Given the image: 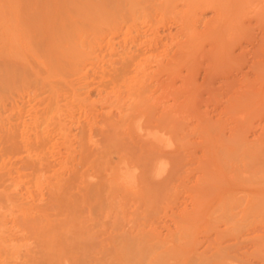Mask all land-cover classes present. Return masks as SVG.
<instances>
[{
    "label": "rangeland",
    "instance_id": "374dc122",
    "mask_svg": "<svg viewBox=\"0 0 264 264\" xmlns=\"http://www.w3.org/2000/svg\"><path fill=\"white\" fill-rule=\"evenodd\" d=\"M232 1L207 39L189 0H0V264H264V0Z\"/></svg>",
    "mask_w": 264,
    "mask_h": 264
},
{
    "label": "bare ground",
    "instance_id": "6f19581e",
    "mask_svg": "<svg viewBox=\"0 0 264 264\" xmlns=\"http://www.w3.org/2000/svg\"><path fill=\"white\" fill-rule=\"evenodd\" d=\"M168 1H169V0H168ZM189 1H190V3H188V4L190 5V7H194L195 10L198 9L199 7H200L201 9H202V8H203V9H207V8L209 9V8H210V11H211V9H213L214 12L217 14V15H215L216 17L213 16L212 19H210L211 17H210L209 19L206 18L207 20H211V21H213V22L209 21V22H207V23H205V24L203 23V24L206 26L207 30H206V29H204V31H202L203 29L201 30L203 24H201V25H202L201 28H200L201 31L197 28L200 32H203V34H204V32L209 33L208 30H210V31H211V30H217V32H218L219 30L217 29V27H219V26L222 24V22H223L222 20H223L224 13H227L228 16H229V13L232 12V11H228V12H226V10H230V8L235 7V5H236V4L230 2V1H232V0H230L229 2H230L233 6H231L229 2H227V3L225 4L226 0H225V2H224V0H221L223 3H221L220 0H189ZM218 1H219V2H218ZM233 1H235V0H233ZM233 1H232V2H233ZM253 1H254V0H253ZM255 1H256V0H255ZM177 2L179 3V1H177ZM239 2H240V3H239ZM239 2L236 1V3H238V5L242 4V0H240ZM248 2H249V4H250V2L252 3V1H250V0H249V1L246 0V3H248ZM90 3H91V2H90ZM140 3H141V2H140ZM171 3H172V2H171ZM180 3H181V2H180ZM260 3H261V2H260ZM263 3H264V1H263ZM73 4H74V3H73ZM93 4H94V3H93ZM93 4H91V6H92ZM183 4H184V3H183ZM183 4H181V5L183 6ZM222 4H224L227 8H226L224 5H222ZM228 4H229V8H228ZM242 5H243V4H242ZM94 6H95V5H94ZM94 6H92V7H94ZM171 6H172V4H171ZM171 6H170V7H171ZM184 6H185V4H184ZM223 6H224V7H223ZM172 7H174V4H173ZM179 7H181V6H179ZM185 7H186V6H185ZM185 7H183V9L181 8L182 11L184 10ZM258 7H259V6H258ZM188 8H189V6H188ZM225 8H226V10H225ZM237 8H238V7H237ZM94 9H95V8H94ZM94 9H93V10H94ZM171 9H173V8H171ZM175 9H176V7H175ZM177 9H178V8H177ZM186 9H187V8H186ZM240 9H241V8H240ZM70 10H72V9L70 8ZM114 10H115V9H114ZM173 10H174V9H173ZM190 10H191V8H190ZM193 10H194V9H193ZM231 10H232V9H231ZM236 10H237V9H236ZM257 10L260 11L259 8H257ZM257 10H252V11H255L254 13H256V16L259 15V14H257L258 12H256ZM161 11H162V9H161ZM163 11H165V10H163ZM180 11H181V10H180ZM180 11H178V12H180ZM182 11L180 12V14H178V13H176V11L174 10V12H175L176 14L180 15V17H182L181 15H184V13H185V14L187 13V12H184V11H185V10H184V11H183V14H182ZM199 11H200V10H199ZM199 11H198V12H199ZM203 11H204V10H203ZM234 11H235V10H234ZM171 12H173V11H171ZM174 12H173V13H174ZM192 12H193V11H192ZM196 12H197V11H196ZM198 12H197V13H198ZM212 12H213V11H212ZM246 12H247V11H246ZM10 13H11V12H10ZM200 13H201V12H199L198 14H200ZM202 13H203V12H202ZM259 13H260V12H259ZM11 14H12V13H11ZM11 14H9V15H11ZM161 14H163V12H162ZM165 14H166V13H165ZM165 14H163V15H165ZM188 14H189V13H188ZM190 14H191V13H190ZM190 14H189V15H190ZM192 14H193V13H192ZM227 14H225V16H224V21H225L226 19L228 20ZM262 14H263V13H262ZM71 15H72V14H71ZM169 15H170V14H169ZM171 15H172V14H171ZM178 15H172V16H174V18H175V16L177 17ZM186 15H187V14H186ZM189 15H188V16H189ZM201 15H202V14H201ZM231 15H232V14H231ZM231 15H230V16H231ZM263 15H264V14H263ZM12 16H13V14H12ZM124 16H125V15H124ZM167 16H168V14H167ZM188 16H185L186 18H185V20L183 21V22H184V25H185V23H186V19H187ZM191 16H192V15H191ZM191 16H190L189 18H191ZM203 16H204V15H203ZM256 16H255V17H256ZM1 17H4V16L1 15ZM10 17H11V16H10ZM61 17H62V16H61ZM63 17H64V16H63ZM145 17H146V16H144V18H145ZM195 17H196V16H195ZM214 17L216 18V20H213ZM225 17H226V18H225ZM258 17H259V16H258ZM258 17H257V18H258ZM69 18H70V17H69ZM163 18H164V17H163ZM183 18H184V16H183ZM196 18H197V17H196ZM251 18H252V17H251ZM262 18H263V17H262ZM152 19H153V18H152ZM175 19H176V18H175ZM180 19H182V18H180ZM199 19H200V18H198V20H199ZM229 19H230V18H229ZM248 19H249V18H248ZM258 19H259V18H258ZM12 20H14V19H12ZM44 20H45V19H44ZM65 20H66V18H65ZM149 20H150V19H149ZM149 20H148V21H149ZM189 20H190V19H189ZM189 20H187V21H189ZM196 20H197V19H196ZM198 20H197L196 22L199 23ZM202 20H203V19H202ZM241 20H242V19H241ZM66 21H67V20H66ZM72 21H73V20H72ZM151 21H152V20H151ZM159 21H162V19L159 20ZM174 21H175V20H174ZM179 21H180V20H179ZM181 21H182V20H181ZM192 21H195V20H192ZM203 21H205V20H203ZM244 21H245V20H244ZM260 21H261V18H260ZM8 22H9V21H8ZM62 22H63V21H62ZM67 22H68V21H67ZM152 22H154V21H152ZM162 22H163V21H162ZM190 22H191V21H189L188 24H190ZM200 22H201V21H200ZM205 22H206V21H205ZM229 22H230V21H229ZM13 23H14V22H13ZM13 23H12V25H13ZM70 23H71V22H70ZM156 23H158V22H156ZM156 23H154V24H156ZM193 23H194V22H193ZM261 23L263 24L264 21H262ZM1 24H2V22H1ZM10 24H11V22H10ZM178 24H179V23H178ZM181 24H182V22H181ZM191 24H192V22H191ZM225 24H226L225 26H228V25H227L228 23L225 22ZM58 25H59V24H58ZM192 25H195V24H192ZM192 25H191V26H192ZM234 25H235V24H234ZM236 25H237V24H236ZM36 26H37V25H36ZM66 26L68 27V26H69V23H68V25H66ZM156 26H157V25H156ZM179 26H180V24H179ZM12 27H13V26H12ZM39 27H40V26H39ZM41 27H43V26H41ZM41 27H40V28H41ZM73 27H74V26H73ZM195 27H196V26H195ZM223 27H224V26H223ZM238 27H239V26H238ZM50 28H51V27H50ZM59 28H60V27H59ZM180 28L183 29V31L186 30V29L184 30V27H182V25L180 26ZM240 28H241V27H240ZM5 29H6V28H5ZM60 29H61V28H60ZM67 29H69V28H67ZM154 29H155V28H154ZM192 29H193V30H192L193 34H191V35H192V37L194 38V35H195V34L197 35L198 31H197V29L194 28V27H192ZM221 29H222V28H221ZM224 29H225V28H224ZM226 29H227V27H226ZM234 29L236 30L237 27H234ZM243 29H244V28H243ZM246 29H247V28H246ZM9 30H10V29H9ZM44 30H45V29H44ZM50 30H51V29H50ZM205 30H206V31H205ZM34 31H35V30H34ZM45 31H46V30H45ZM52 31H55V30H51V32H52ZM67 31L69 32V30H67ZM180 31H181V30H180ZM183 31H181L182 34H183ZM186 31H187V30H186ZM186 31H185L184 34H186ZM188 31H189V29H188ZM188 31H187V34L189 33ZM226 31H227V30H226ZM226 31H225V32H226ZM237 31H238V30H237ZM6 32H7V31H6ZM64 32H65V31H64ZM190 32H191V31H190ZM192 32H191V33H192ZM194 32H197V33L194 34ZM200 32H199V33H200ZM225 32L223 31V33H225ZM12 33L14 34V32H12ZM40 33H41V32H40ZM69 33H70V32H69ZM71 33H72V32H71ZM157 33H158V32H157ZM176 33H177V32H176ZM215 33H216V32H215ZM226 33H227V32H226ZM226 33H225L224 35H226ZM235 33H236V32H235ZM7 34H8V33H7ZM178 34H179V33H178ZM184 34H183V37H184V38H187V40L185 39L187 42H186V41H185V42L183 41V42H182L183 44H181V45H184L185 43H188V44H189L188 41H190V39H192V42H194V40L196 41V40H198V39H201V38H199L200 36H198L199 34H198L197 36L195 35L196 38H195L194 40H193V38L191 37V35L188 34V36H190V39H189L188 36H187V34H186V35H184ZM238 34H239V33H238ZM238 34H237V35H238ZM176 35H177V34H176ZM204 35H205V34H204ZM207 35H209V34H207ZM207 35H205V36H207ZM220 35H221V33H220ZM228 35H229V34H228ZM245 35H246V32H245ZM61 36H62V35H61ZM186 36H187V37H186ZM217 36H218V35H217ZM217 36H216V37H211V38H217ZM222 36H223V35H222ZM226 36H227V35H226ZM226 36H225V37H226ZM66 37H67V36H66ZM177 37H178V36H177ZM181 37H182V36H181ZM197 37H198V38H197ZM10 38H11V36H10ZM12 38H13V37H12ZM12 38H11V39H12ZM178 38H179V37H178ZM205 38L208 39L209 37L207 36V37H205ZM211 38H209V39H211ZM220 38H221V37H220ZM222 38H223V37H222ZM141 39H142V38H141ZM207 39H206V41H207ZM228 39H229V38H228ZM4 40H5V39H4ZM13 40H15V39L13 38ZM64 40H65V39H64ZM174 40H175V37H174ZM180 40H181V39H180ZM221 40H222V39H221ZM198 41H199V40H198ZM198 41H197V43H198ZM216 41H218V40H216ZM216 41L214 40L213 43L215 44ZM226 41H227V38H226ZM3 42H4V41H3ZM13 42H15V41H13ZM201 42H202V41L200 40V43H198V44L200 45ZM207 42H208V41H207ZM15 43H16V42H15ZM176 43H177V42H176ZM180 43H181V42H180ZM190 43H191V42H190ZM197 43H196V44H197ZM223 43H224V42H223ZM228 43H229V42H228ZM228 43H227V44H228ZM231 43H232V42H231ZM18 44H19V43L17 42V45H18ZM174 44H175V43H174ZM178 44H179V41H178ZM188 44L184 45L185 48H186V47H189V45H190V47H189L190 49H192V47H193V49H195V48L198 49V48H197V47H198V44H197V45L194 44V45H196L195 48H194L193 45L191 46L192 43L189 44V45H188ZM227 44H226V45H227ZM19 45H20V44H19ZM28 45H29V44H28ZM175 45H176V44H175ZM210 45L213 46V44H210ZM224 45H225V44H224ZM173 46H174V45H173ZM215 46H216V45H215ZM177 47H179L178 49H180V48H181L180 44H179ZM177 47H176V48H177ZM210 47H211V46H210ZM217 47H218V46H217ZM185 48H184V49H185ZM202 48H203V47H202ZM205 48H206V47H205ZM220 48H222V50L220 49L221 51H224V49H223L224 47H223L222 41H221ZM173 49H174V48H173ZM187 49H188V48H187ZM193 49H192V50H193ZM218 49H219V48H218ZM233 49H234V48H233ZM19 50H20V49H19ZM80 50H81V48H80ZM145 50H146V49H145ZM181 50H182V49H180L179 51H181ZM185 50H186V49H185ZM185 50H183V51L185 52ZM200 50H201V49H200ZM211 50H212V49H211ZM170 51H171V50H170ZM193 51H195V50H193ZM209 51H210V50H209ZM218 51H219V50H217V51L215 50V54H216V52H218ZM221 51H220V52H221ZM225 51H227V50H225ZM11 52H12V51H11ZM13 52H14V51H13ZM80 52H81V51H80ZM195 52H196V51H195ZM213 52H214V51H213ZM7 53H8V52H7ZM15 53H16V52H15ZM15 53H13V54H15ZM17 53H18V52H17ZM17 53H16V54H17ZM167 53H168V52H167ZM169 53H171V52H169ZM181 53H182V52H181ZM190 53H191V52H190ZM225 53H226V52H225ZM229 53H230V52H229ZM10 54H11V53H10ZM16 54H15V55H16ZM25 54H26V53H25ZM183 54L185 55V53H183ZM219 54H220V53H219ZM221 54H222V53H221ZM5 55H6V54H5ZM17 55H19V54H17ZM26 55H27V54H26ZM188 55H189V54H188ZM212 55H213V54H212ZM216 55H217V54H216ZM22 56H23V55H22ZM127 56H128V55H127ZM145 56H146V55H145ZM155 56H156V55H155ZM164 56H165V54H164ZM168 56H169V55H168ZM173 56H176V55L173 54L172 57H173ZM201 56H202V55H201ZM217 56H218V55H217ZM8 57H9V56H8ZM16 57H20V56H16ZM151 57L153 58V56H151ZM157 57H160V56H157ZM166 57H167V56H166ZM177 57H178V56H177ZM214 57H215V56H214ZM225 57H226V56H225ZM2 58H3V57H2ZM39 58H40V57H39ZM146 58H147V57H146ZM149 58H150V56H149ZM184 58H185V57H184ZM184 58H183V59H184ZM7 59H8V58H7ZM7 59H6V60H7ZM18 59H19V58H18ZM27 59H28V58H27ZM41 59H42V58H41ZM129 59H130V57H129ZM162 59H163V57H162ZM165 59H166V58H165ZM165 59H164V60H165ZM171 59H172V58H171ZM171 59H170V60H171ZM176 59H177V58H176ZM199 59H200V58H199ZM11 60H12V59H11ZM130 60H131V59H130ZM133 60H134V59H133ZM137 60H138V59H137ZM147 60H148V59H147ZM147 60H146V61H147ZM150 60H151V58H150ZM152 60H154V59H152ZM156 60H159V59H156ZM173 60H175L174 57H173ZM126 61H127V60H126ZM161 61H163V60H161ZM176 61L179 62L180 59H177ZM195 61H196V60H195ZM1 62H2V61H1ZM26 62H27V61H26ZM52 62H53V61H52ZM129 62H130V61H129ZM140 62H141V61H140ZM144 62H145V61H144ZM156 62H157V61H155V64H156ZM163 62H165V61H163ZM172 62H173V61H172ZM180 62H181V61H180ZM141 63H142V62H141ZM146 63L149 64V63H152V62H146ZM146 63H145V64H146ZM165 63H166V62H165ZM165 63H164V64H165ZM54 64H55V63H54ZM145 64H144V66H145ZM157 64H158V62H157ZM160 64H161V62H160ZM160 64H159V66L157 65L158 68L163 67V66H162L163 64H162V65H160ZM172 64H174V63H172ZM52 65H53V64H52ZM131 65H132V64H131ZM142 65H143V64H142ZM142 65H141V68H142ZM149 65H150V64H149ZM149 65H148V66H149ZM151 65H153V64H151ZM166 65L169 66L170 64L168 63V64H166ZM190 65H191V64H190ZM7 66H8V65H7ZM47 66H48V65H47ZM71 66H72V65H71ZM135 66H136V65H135ZM185 66H186V65H185ZM257 66H258V65H257ZM9 67H10V66H9ZM11 67H12V66H11ZM45 67H46V66H45ZM48 67H49V66H48ZM58 67H59V65H58ZM138 67H139V66H138ZM145 67H146V66H145ZM145 67H144V68H145ZM164 67H166V66H164ZM175 67H176V66H175ZM177 67H179V66H177ZM59 68H60V67H59ZM139 68H140V67H139ZM139 68H138V71H139ZM167 68H168V67H167ZM254 68H255V67H254ZM12 69H13V68H12ZM14 69H15V68H14ZM142 69H143V68H142ZM142 69H140V72L142 71V73H144V72H145V71H144L145 69H143V70H142ZM179 69L181 70V68H179ZM256 69H257V68H256ZM10 70H11V69H10ZM55 70L57 71V69H55ZM146 70H147V69H146ZM153 70L155 71V69H153ZM153 70H151V71H153ZM177 70H178V69H177ZM180 70H179V71H180ZM17 71H18V69H17ZM160 71H162V70L160 69L158 72H160ZM4 72H5V71H4ZM28 72H29V71H28ZM35 72H36V71H35ZM54 72H55V71H54ZM104 72H105V71H104ZM140 72H139V73H140ZM155 72H157V70H156ZM176 72H177V71H176ZM262 72H263V71H262ZM17 73H18V72H17ZM136 73H137V72H136ZM145 73H147V72H145ZM149 73H150V72H149ZM177 73H178V72H177ZM112 74H113V72H112ZM132 74H133V72H132ZM137 74H138V73H137ZM147 74H148V73H147ZM147 74H146V75H147ZM161 74H163V73H161ZM36 75H37V74H35V76H36ZM138 75H139V74H138ZM138 75H137V76H138ZM146 75H145L144 77H139V78H138V77H137V78L135 77L136 79L133 78L134 83H137V81H138V83L135 84V86L138 85V86H139V87L137 86V87H138V90L141 91V92L146 91V89H147V84L149 83V82L147 83L148 80H147V78H146ZM57 76H58V75H57ZM135 76H136V75H135ZM147 76L150 77L151 75L148 74ZM158 76H160V73H159ZM174 76H175V75H174ZM176 76H177V75H176ZM36 77H37V76H36ZM130 77H131V76H130ZM130 77H129V78H130ZM153 77H154V76H153ZM153 77L151 76L152 80H153ZM168 77H169V76H168ZM179 77H180V76H179ZM61 78H62V77H61ZM155 78H156V76H155ZM158 78H159V77H158ZM164 78H165V77H164ZM174 78H175V77H174ZM189 78H191V77H189ZM116 79H117V78H116ZM121 79H122V78H120V80H118V81L120 82ZM168 79H169V78H168ZM180 79H181V78H180ZM193 79H195V78H193ZM193 79H192V80H193ZM263 79H264V76H263ZM0 80H1V79H0ZM43 80H44V79H43ZM123 80H124V79H123ZM125 80H127V78H126ZM173 80H174V79H173ZM176 80H177V78H176ZM127 81H128V80H127ZM135 81H136V82H135ZM157 81H159V80H157ZM157 81H156V82H157ZM161 81H162V80H160V83H161ZM167 81H168V80H167ZM189 81H191V79H190ZM119 82H118V83H119ZM122 82H123V81H122ZM124 82H125V81H124ZM131 82H132V81H131ZM131 82H130L129 84H131ZM156 82H155V83H156ZM168 82H169V81H168ZM185 82L188 83V81H185ZM192 82H193V81H192ZM23 83H24V82H23ZM120 83H121V82H120ZM127 83H128V82H126V84H127ZM132 83H133V82H132ZM150 83H151V82H150ZM153 83H154V82H153ZM249 83L251 84V82H249ZM123 84H124V83H123ZM126 84H124V85H125V86L129 85V84H127V85H126ZM163 84H164V82H163ZM167 84H168V83H167ZM183 84H184V83H183ZM190 84H191V83H190ZM250 84H249V85H250ZM124 85H123V86H124ZM150 85H151V84H150ZM161 85H162V84H161ZM170 85L172 86V84H170ZM184 85H186V84H184ZM56 86H57V85H56ZM129 86H130V85H129ZM132 86H133V85H131V87H132ZM155 86H156V84H155ZM159 86H160V85H159ZM164 86H165V84H164ZM173 86H174V85H173ZM175 86H176V85H175ZM192 86H193V85H192ZM131 87H130V88H131ZM137 87H134V89H130V90L128 89L129 93H131V91H132L133 96H134V95H135V92L138 91V90H137V91L135 90V88L137 89ZM153 87H154V86L152 85V88H153ZM166 87H167V86H166ZM177 87H178V86H177ZM184 87H186V86H184ZM187 87H189L190 89H192V88H191L190 86H188V85H187ZM187 87H186V89H187ZM113 88H114V87H113ZM132 88H133V87H132ZM154 88H155V87H154ZM154 88H153L152 91H154ZM156 88L159 89L158 85H157ZM162 88H163V87H162ZM162 88L160 87V90H161ZM171 88H173V87H170V89H171ZM189 88H188L187 90H189ZM157 89H156V91H157ZM168 89H169V88H168ZM134 90H135V91H134ZM160 90H159V91H160ZM176 90H177V89H176ZM257 90H258V89H257ZM163 91H167V88L164 87V90H163ZM172 91H175V90L173 89ZM178 91H179V90H178ZM183 91H185V90H183ZM194 91H195V90H194ZM243 91H244V90H243ZM243 91H241V92H243ZM57 92H58V91H57ZM114 92H115V91H114ZM157 92H158V91H157ZM157 92H156V93H157ZM116 93H118V92H116ZM132 93H131V94H132ZM165 93H166V92H165ZM256 93H257V92H256ZM110 94H111V93H110ZM114 94H115V93H114ZM138 94H139V93H138ZM189 94H190V93H189ZM111 95H112V94H111ZM150 95H151V94H150ZM153 95H154V94H153ZM156 95H157V94H156ZM159 95H160V94H159ZM164 95H165V94H164ZM108 96H109V95H108ZM133 96L131 97V95H130V99H129V100H131L130 102H133V99H131V98H133ZM162 96H163V94H162ZM190 96H191V95H190ZM239 96H240V95H239ZM31 97H32V96H31ZM104 97H105V96H104ZM114 97H115V96H114ZM120 97H121V96H120ZM145 97H146V96H145ZM152 97H153V96H152ZM154 97H155V96H154ZM243 97H244V96H243ZM78 98H79V97H78ZM80 98H81V97H80ZM97 98H98V97H97ZM99 98H100V97H99ZM109 98H110V97H109ZM111 98H112V97H111ZM117 98H118V96L116 95L115 100H116ZM137 98H138V97H137ZM137 98H136V95H135L134 99L136 100V102H137ZM241 98H242V96H241ZM95 99H96V98H95ZM100 99H101V98H100ZM122 99H123V98H122ZM165 99H166V97H165ZM165 99H164V100H165ZM195 99H196V98H195ZM56 100H57V99H56ZM84 100H85V99H84ZM84 100H83V101H84ZM101 100H102V99H101ZM112 100H113V98H112ZM115 100H114V101H115ZM117 100H120V98L117 99ZM151 100H153V99H151ZM71 101H72V100H71ZM120 101H121V100H120ZM120 101H118V102H119V103H122V102H123V101H122V102H120ZM138 101H139V100H138ZM67 102H68V101H67ZM67 102H66V103H67ZM89 102H90V101H89ZM98 102H99V101H98ZM100 102H101V101H100ZM100 102H99V103H100ZM108 102H109V101H108ZM108 102H107V103H108ZM110 102H111V100H110ZM127 102H128V101H127ZM139 102H140V101H139ZM155 102H156V101H155ZM162 102H163V101H162ZM175 102H176V101H175ZM49 103H50V102H49ZM73 103H74V102H73ZM93 103H94V102H93ZM96 103H97V102H96ZM112 103H113V102H112ZM112 103H111V104H112ZM133 103H134V102H133ZM150 103H152V101H151ZM169 103H170V102H169ZM30 104H31V103H30ZM86 104H87V103H86ZM124 104H126V103H124ZM134 104H135V103H134ZM140 104H142V103H140ZM154 104H155V103H154ZM154 104H153V105H154ZM158 104H159V102H158ZM175 104H176V103H175ZM175 104H174V105H175ZM180 104H181V103H180ZM103 105H104V104H103ZM107 105H110V104H107ZM113 105H114V104H113ZM119 105L121 106V108H122V106H124V105H121V104H118V105H117L116 103H115L114 106L116 107V106H119ZM127 105H128V104H127ZM127 105H126V106H127ZM137 105H138V102H137ZM146 105H147V104L145 103V106H146ZM153 105H152V106H153ZM172 105H173V104H172ZM182 105H183V104H182ZM51 106H52V105H51ZM75 106H76V105H75ZM114 106H113V107H114ZM120 106H119V107H120ZM133 106H134V105H133ZM169 106H170V105H169ZM180 106H181V105H180ZM55 107H56V106H55ZM109 107H110V106H109ZM141 107H144V106H141ZM148 107H150V105H149ZM148 107H147V108H148ZM155 107H156V105H155ZM176 107H177V106H176ZM16 108H17V107H16ZM56 108H57V107H56ZM111 108H112V106H111ZM127 108H128V107H127ZM138 108H140V107H138ZM180 108H181V107H180ZM122 109H123V108H122ZM142 109H143V108H142ZM145 109H146V108H144L143 111H145ZM148 109H149V108H148ZM163 109H165V108H163ZM171 109H172V108H171ZM174 109H176V108H174ZM123 110H124V109H123ZM138 110H139V109H138ZM140 110H141V109H140ZM140 110H139V111H140ZM184 110H185V109H184ZM119 111H120V110H119ZM125 111H126V107H125ZM135 111H136V110H135ZM165 111H166V110H165ZM173 111H174V110H173ZM88 112H89V111H88ZM136 112L138 113V111H136ZM141 112H142V111H141ZM141 112H140V113H141ZM184 113H185V111H184ZM184 113H183V114H184ZM64 114H65V113H64ZM124 114H125V113H124ZM175 114H176V113H175ZM126 115H127V117H128V114H126ZM142 115H143V114H142ZM142 115H141V116H142ZM143 116H144V115H143ZM123 118H125V116H124ZM129 118H132V117L129 116ZM129 118H128V119H129ZM133 118H134V117H133ZM133 118H132V119H133ZM136 118H137V117H136ZM132 119H131V120H132ZM175 119H176V118H175ZM57 120H58V119H57ZM131 120H130V121H131ZM134 122H135V121H134ZM143 122L146 124V121H143ZM139 123H140V122H139ZM139 123L137 122V125H138ZM59 124H60V123H59ZM72 124H73V123H72ZM128 124H130V122H129ZM145 124H144V125H145ZM147 124H148V123H147ZM147 124H146V126H147ZM60 125H61V124H60ZM70 125H71V124H70ZM132 125H135V126H136V124H132ZM139 125H140V124H139ZM141 125H142V124H141ZM61 126H62V125H61ZM67 126H68V125H67ZM129 126H130V125H129ZM135 126H134V127H135ZM148 126H149V125H148ZM55 127H56V126H55ZM86 127H87V126H86ZM149 127H150V126H149ZM61 128L63 129V126H62ZM64 128H65V127H64ZM145 128H146V127H145ZM203 128H205V127L203 126ZM65 129H66V128H65ZM68 129L70 130V128H68ZM146 129L148 130L149 128H146ZM155 129H156V128H155ZM11 130H12V129H11ZM20 130H21V129H20ZM63 130H64V129H63ZM69 130H67V134H70V133H68ZM138 130H139V129H138ZM144 130H145V129H144ZM144 130H143V132H145ZM147 130H146V132H147ZM150 130H151V129H150ZM150 130H149V131H150ZM164 130H165V129H164ZM64 131H65V130H64ZM140 131H142V130H140ZM167 131H168V130H167ZM151 132H152V130H151L150 133H148V134H149V135H150V136H151L156 142H158L159 144L161 143L162 146L165 145V144L167 143V140L163 137V136H165V135H163V136L159 135V134L162 133L163 131H161L159 134H158V133H154V132L151 133ZM16 133H17V132H16ZM62 133H63V131H62ZM163 133H164V132H163ZM168 133H169V132H168ZM67 134L65 135V132H64V134H62V135H63V137H65V136L68 137ZM148 134H147V135H148ZM64 135H65V136H64ZM11 136H12V135H11ZM69 136H70V135H69ZM92 136H93V135H92ZM139 136H140V135H139ZM167 136H168V135H166V137H167ZM43 138H44V137H43ZM68 138H69V137H68ZM12 139H13V138H12ZM90 139H91V138H90ZM8 140H9V139H8ZM40 141H41V140H40ZM43 141H44V140H43ZM70 141H71V140H70ZM115 141H116V140H115ZM151 141H152V140H151ZM217 141H218V140H217ZM219 142H220V141H219ZM41 143H42V142H41ZM44 143H45V142H44ZM49 143H50V142H49ZM62 143H63V142H62ZM38 144H39V143H38ZM65 144L67 145V148H68V144H67L66 142H65ZM69 144H70V142H69ZM201 144H203V143H201ZM212 144H213V143H212ZM217 144H218V142H217ZM35 145H36V144H35ZM40 145H41V144H40ZM45 145H46V144H45ZM63 145H64V144H63ZM113 145H114V144H113ZM151 145H152V144H151ZM16 146H17V145H16ZM42 146H43V145H42ZM69 146H70V145H69ZM210 146H211V145H210ZM9 147H10V146H9ZM204 148H205V147H204ZM206 148H207V147H206ZM262 148H263V147H262ZM69 149H71V147H70ZM75 149H76V148H75ZM162 149H164V148H162ZM207 149H208V148H207ZM207 149H206V151H207ZM210 149H212V148H210ZM113 150H115V149H113ZM12 151H13V150H12ZM66 151H67V150H66ZM71 151H72V150H71ZM46 152H47V151H46ZM115 152H116V151H115ZM115 152H114V153H115ZM208 152H209V151H207V153H208ZM211 152H212V150H211ZM261 152H263V151H261ZM47 153H48V152H47ZM65 153H66V152H65ZM207 153H206V154H207ZM243 153H244V152H243ZM31 154H32V153H31ZM54 154H56V152H55ZM54 154H53V155H54ZM66 154H69V153L67 152ZM45 155H46V154H45ZM57 155H58V154H57ZM59 155H60V154H59ZM72 155H73V154H71V156H72ZM207 155H208V154H207ZM211 155H213V154H211ZM257 155H258V153H257ZM54 156H55V155H54ZM71 156H69V158H70ZM159 156H160V155H159ZM159 156H158V157H159ZM106 157H107V155H106ZM164 157H165V156H164ZM59 158H60V157H59ZM63 158H64V157H63ZM69 158H68V159H69ZM107 158H108V157H107ZM110 158H112V160H113V157L110 156ZM132 158H133V157H132ZM132 158H131V159H132ZM160 158H161V157H160ZM210 158H211V157H210ZM213 158H214V157H213ZM72 159H73V158H72ZM133 159H134V158H133ZM165 159H166V158H165ZM207 159H208V158H207ZM261 159H263V158H261ZM64 160H65V159H64ZM154 160H155V159H154ZM59 161L61 162V159H59ZM116 161H118V160H116ZM161 161H162V160H161ZM165 161H166V164H167V161H168V160H165ZM214 161H215V160H214ZM110 162H111V161H110ZM120 162H121V161H120ZM130 162H131V161H130ZM142 162H143V161H142ZM158 162H159V160H158ZM163 162H164V161H163ZM207 162H208V161H207ZM244 162H245V161H244ZM65 163H66V161H65ZM65 163H64V164H65ZM201 163H202V162H201ZM61 164H62V162H61ZM64 164H63V165H64ZM102 164H104V162H103ZM110 164H112V163H110ZM116 164H117V163H116ZM131 164H132V162H131ZM162 164H163V163H162ZM166 164H165V166H166ZM212 164H213V162H212ZM253 164H256V163H253ZM262 164H263V161H262ZM117 165H118V164H117ZM122 165H123V164H122ZM158 165H159V164H158ZM64 166L67 167V166H69V165H66V164H65ZM100 166H101V163H100ZM100 166H99L100 169L103 168V167H100ZM120 166H121V165H120ZM123 166H124V165H123ZM167 166H168V164H167ZM167 166H166V167H167ZM140 167H141V166H140ZM153 167H154V166H153ZM67 168H68V167H67ZM110 168H111V167H110ZM110 168H109V169H110ZM125 169H126V166H125ZM130 169H131V168H129V169L127 168L125 171L128 170V172H129ZM134 169H135V168H134ZM162 169H163V166H157V167H155L154 173H157V174L159 173L158 176L160 177V175H161L160 172L163 171ZM207 169L209 170V168H207ZM214 169H215V168H214ZM67 170H68V169H67ZM67 170H66V171H67ZM103 170H104V169H102V173L104 172ZM237 170H238V169H237ZM62 171H63V170H62ZM64 171H65V169H64ZM111 171H112V168H111ZM152 171H153V170H152ZM216 171H217V170H216ZM227 171H228V168H227ZM249 171H250V170H249ZM257 171H258V170H257ZM46 172H47V171H46ZM99 172H101V171H99ZM107 172H108V169H107ZM122 172H123V171H122ZM142 172H144V171H142ZM205 172H206V171H205ZM207 172H208V171H207ZM209 172H211V171H209ZM224 172H225V171H224ZM229 172H230V169H229ZM237 172H238V171H237ZM237 172H236V173H237ZM243 172H244V171H243ZM245 172H246V171H245ZM57 173H58L57 175H59V172H57ZM94 173H95V172H94ZM119 173H120V172H119ZM129 173H131V172H129ZM222 173H223V172H222ZM226 173H227V172H226ZM254 173H255V172H254ZM55 174H56V173H55ZM96 174H97V173H96ZM103 174H104V173H103ZM105 174H106V173H105ZM108 174H109V173H107V176H108ZM135 174H136V173H134V175H135ZM141 174H142V173H141ZM143 174H144V173H143ZM146 174H147V173H146ZM146 174H145V176H146ZM246 174H247V173H246ZM246 174H243V175H246ZM120 175H121V174H120ZM147 175H148V174H147ZM247 175H248V174H247ZM0 176H1V175H0ZM60 176H61V174H60ZM62 176H63V175H62ZM91 176H92V174H91ZM95 176H96V175H95ZM97 176H98V174H97ZM152 176H153V175H152ZM155 176H156V174H155ZM161 176H162V175H161ZM205 176H206V175H205ZM250 176H251V175H250ZM49 177H50V176H49ZM55 177H56V176H55ZM63 177H64V176H63ZM98 177H99V176H98ZM133 177H134V176H133ZM148 177H149V176H148ZM222 177H223V176H222ZM241 177H242V176H241ZM254 177H255V176H254ZM254 177H253L252 179H254V181H256L257 177H255L256 179H255ZM47 178H48V176H47ZM90 178H91V177H90ZM90 178H89V179H90ZM96 178H97V177H96ZM134 178H135V177H134ZM89 179H87V180H89ZM127 179L129 180L130 177H128ZM153 179H154V178H153ZM155 179H158V178H155ZM204 179L207 181L206 178H204ZM204 179H203V180H204ZM246 179H247V178H246ZM263 179H264V178H263ZM0 180H1V179H0ZM56 180H57V179H56ZM85 180H86V179H85ZM133 180H134V179H133ZM139 180H142V179H139ZM144 180H145V179H144ZM208 180L210 181V178H209ZM6 181H7V180H6ZM62 181H63V178H62ZM147 181H148V180H147ZM239 181H240V180H239ZM244 181H245V179H244ZM65 182H66V180H65ZM96 182L98 183V181H96ZM96 182H95V183H96ZM148 182H149V181H148ZM202 182L204 183V181H202ZM260 182H261V181H260ZM59 183L61 184V177H60V182H59ZM63 183H64V182H63ZM95 183H94V184H95ZM100 183H101V182H100ZM100 183H99V184H100ZM102 183H103V182H102ZM102 183H101V184H102ZM209 183H210V182H209ZM239 183H240V182H239ZM245 183H246V182H244V185H246ZM253 183H254V182H253ZM14 184H15V183H14ZM39 184H40V183H39ZM60 184H59V185H60ZM92 184H93V183H92ZM94 184H93V186L90 184V185L92 186V189L90 188V189L92 190V192H93V190H94V189H93ZM108 184H109V182H108ZM197 184H198V183H197ZM229 184H230V183H229ZM236 184H237V183H236ZM254 184H255V183H254ZM254 184H253V185H254ZM259 184H260V183H259ZM261 184H262V183H261ZM0 185H1V184H0ZM37 185H38V184H37ZM40 185H41V184H40ZM96 185H97V184H95V186H96ZM110 185H111V184H109V185L106 186V187L109 188ZM247 185H248V184H247ZM1 186H2V185H1ZM16 186H17V185H16ZM55 186H56V185H55ZM57 186H58V182H57ZM100 186H102V185H100ZM208 186H209V185H208ZM242 186H243V185H242ZM63 187H64V185H63ZM246 187H247V186H246ZM248 187H249V185H248ZM57 188H58V187H57ZM94 188H95V187H94ZM100 188H102V187H100ZM146 188H147V187H146ZM198 188H199V187H198ZM208 188H209V187H208ZM249 188H250V187H249ZM258 188H260V187H258ZM258 188H256V189H258ZM63 189H64V188H63ZM90 189H89V190H90ZM135 189H137V188H135ZM143 189H144V188H143ZM205 189H206V188H205ZM254 189H255V188H254ZM5 190H6V189H5ZM101 190H102V189H100V191H101ZM150 190H151V189H150ZM200 190H201V188H200ZM105 191H106V193H107L108 190H105ZM148 191H149V190H148ZM151 191H152V190H151ZM201 191H202V190H201ZM1 192H2V191H1ZM92 192H91V193H92ZM101 193H103V192H101ZM144 193H146V192L144 191ZM103 194H104V193H103ZM153 194H154V192H153ZM249 194H251V193H249ZM263 194H264V193H263ZM90 195H91V194H90ZM92 195H93V194H92ZM148 195H149V194H148ZM151 195H152V194H151ZM205 195H206V193H205ZM3 196H4V195H3ZM3 196H2V197H3ZM5 196H6V195H5ZM105 196H106V195H105ZM258 196H262V195H258ZM107 197H108V196H107ZM125 197H126V196H125ZM248 198H249V202H250V200H251L253 197H252V196H249ZM123 199H124V198H123ZM253 199L256 200V199H258V197L256 196V197L253 198ZM0 200H1V199H0ZM4 200H5V199H4ZM8 200H9V199H8ZM8 200H7V201H8ZM19 200H20V199H19ZM103 200H104V199H103ZM108 200H109V199H108ZM118 200H119V199H118ZM204 200H205V199H204ZM5 201H6V200H5ZM12 201H13V200H12ZM15 201H16V200H15ZM199 201H200V200H199ZM227 201H228V200H227ZM9 202H11V201L9 200ZM17 202H18V201H17ZM105 202H106V201H105ZM107 202H108V201H107ZM107 202H106V203H107ZM147 202H148V201H147ZM189 202H190V201H189ZM197 202H198V201H197ZM200 202H201V201H200ZM237 202H238V201H237ZM2 203H3V202H2ZM195 203H196V202H195ZM12 204H13V203H11V205H12ZM22 204H23V203H22ZM26 204H27V203H26ZM201 204H202V203H201ZM226 204H227V203H226ZM234 204H235V203H234ZM260 204H261V203H260ZM13 205H14V204H13ZM16 205H17V203H16ZM18 205L21 206L19 203H18ZM115 205H117V202H115ZM195 205H196V204H195ZM228 205H229V204H228ZM228 205H227V206H228ZM238 205H239V203H238ZM14 206H15V205H14ZM14 206H13V207H14ZM104 206H105V205H104ZM104 206H103V207H104ZM201 206H202V205H201ZM0 207H1V206H0ZM21 207H22V206H21ZM69 207H70V206H69ZM114 207H115V206H114ZM117 207H118V206H117ZM194 207H195V206H194ZM119 208H120V207H119ZM119 208H118V211L120 210ZM202 208H203V206H202ZM229 208H230V207H229ZM103 209H105V207H104ZM199 209H200V208H199ZM31 210H32V209H31ZM105 210H106V209H105ZM200 210H201V209H200ZM1 211H2V210H1ZM9 211H10V210H9ZM120 211H121V210H120ZM120 211H119V212H120ZM108 212H109V211H108ZM1 213H2V212H1ZM1 213H0V215H2ZM4 213H5V212H4ZM224 213H225V212H224ZM228 213H229V212H228ZM248 213H250V212H248ZM248 213H246V214L248 215ZM187 214H188V213H187ZM226 214H227V213H226ZM229 214H230V213H229ZM243 214H244V213H243ZM179 215H180V214H179ZM181 215H182V214H181ZM223 215H224V214H223ZM221 216H222V215H221ZM227 216H229V215H227ZM230 216H231V215H230ZM0 217H1V216H0ZM5 217H6V216H5ZM119 217H120V216H119ZM186 217H187V216H186ZM218 217H219V216H218ZM254 217H255V216H254ZM182 218H184V217H182ZM235 218H236V217H235ZM184 219H185V218H184ZM221 219H222V218H221ZM224 219H225V217H224ZM230 219H232V218H230ZM2 220H3V219H2ZM4 221H5V220H4ZM4 221H3V222H4ZM225 221H226V220H225ZM219 222H220V221H219ZM236 222H237V221H236ZM7 224H8V223H7ZM7 224H6V225H7ZM236 224H237V223H236ZM237 225L239 226V223H238ZM237 225H236V226H237ZM0 226H1V225H0ZM2 226H4V224H2ZM4 227H5V226H4ZM6 228H7V226H6ZM15 228H16V227H15ZM3 229H4V228H3ZM3 229H2V227L0 228V230L3 231V234H5V233L7 232V231H5V230H7V229H4V230H3ZM10 230H11V229H10ZM183 230H184V228H183ZM2 231H0V232H2ZM4 231H5V232H4ZM180 231H181V230H180ZM8 232H9V231H8ZM181 233H182V232H181ZM181 233H180V236H182ZM0 234H1V233H0ZM178 234H179V233H178ZM16 235H17V234H16ZM4 236H5V235H0V238H1V239H3V238L6 239V237H4ZM187 236H188V235H187ZM187 236H186V237H187ZM2 237H3V238H2ZM186 237H185V238H186ZM174 238H175V237H174ZM186 239H187V238H186ZM132 240H133V239H132ZM135 240H136V239H135ZM135 240H134V241H135ZM115 241H116V240H115ZM115 241H114V242H115ZM117 241H118V240H117ZM1 242H3V243L0 244V247H2V246L4 245L5 240H4V241L1 240L0 243H1ZM130 242H131V241H129V243H130ZM148 242H149V241H148ZM115 243H116V242H115ZM121 243H123V242H121ZM134 243H135V242H134ZM183 243H184V242H183ZM12 244H13V243H11V246H13V247H12L11 249H13V250L16 251V249H18V247H17L18 244H16V245H15V243H14L13 245H12ZM130 244L132 245V242H131ZM184 244H185V243H184ZM9 245H10V244H9ZM6 246H7V245H6ZM14 246L17 247V248L15 249ZM19 246H20V245H19ZM23 246H24V245H23ZM116 246H117V245H116ZM3 247H4V246H3ZM118 247H120V246H117V247H116V248L120 251V249H119ZM153 247H154V245H153ZM9 248H10V247H9ZM128 248L130 249V245L128 246ZM128 248H127V249H128ZM117 249H116V250H117ZM19 250H20V249H18V251H16L18 255H19V253H20ZM133 250H134V249H133ZM4 251H5V250H4ZM7 251H8V249H7ZM119 251H118V252H119ZM129 251H130V250H129ZM127 252H128V251H127ZM8 253H9V252H8ZM14 253H15V252L13 251V255H14ZM9 254H11V253H9ZM15 254H16V253H15ZM9 256H10V255H9ZM15 256H16V255H15ZM15 256H13L12 259H14ZM21 257H22V256H21ZM15 258H16V257H15ZM17 258H18V257H17ZM8 259H9V258H8Z\"/></svg>",
    "mask_w": 264,
    "mask_h": 264
}]
</instances>
